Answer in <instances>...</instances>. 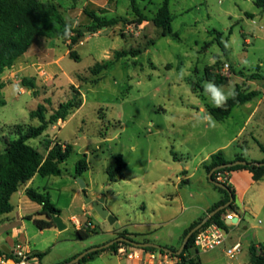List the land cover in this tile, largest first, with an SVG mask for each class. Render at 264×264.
<instances>
[{
  "label": "rangeland",
  "instance_id": "374dc122",
  "mask_svg": "<svg viewBox=\"0 0 264 264\" xmlns=\"http://www.w3.org/2000/svg\"><path fill=\"white\" fill-rule=\"evenodd\" d=\"M52 1L59 4L74 26L88 25L83 14L88 0ZM93 2L97 7L109 8L104 16L117 18L119 23L95 34L84 29L85 36L72 46L80 61L69 56V42L37 38L28 50L27 65L42 67L31 70L33 73L8 77L0 94V99L5 101L0 107L2 141L14 137L11 132L17 124L38 126L40 121L32 119L30 113L40 104L46 106L49 118L76 91L83 98L79 109L66 121L57 122L60 127L50 126L42 137L30 141L45 155L48 141L74 147L70 158L61 165V176L37 175L32 185L50 195L68 228L56 235L51 230L40 231L31 220H25L24 225L17 218L14 222L16 229L26 233L33 249L51 250L48 263L59 261L76 247L67 240L72 239L70 221L74 218H78L81 227L98 233L91 237L95 242L108 237L103 230L117 229L122 222L134 224L126 227L128 231L155 230V180L164 173L156 170L155 164L167 159L170 151L190 152L193 160L215 149L216 139L223 138L219 142L222 144L237 138L249 142L251 157L257 159L261 154L258 148L264 143V136L249 135L250 128L243 136L238 135L255 100L250 101L249 107L235 108L224 121L214 118L215 127L199 119L202 112L214 106L203 89L208 81L207 72L228 78L223 86L225 91L239 87L243 92H258V98L264 96V9L257 7L256 0H170L172 28L178 37L161 36L162 30L152 22L137 23L132 0ZM163 2L136 0V5L143 15L152 19ZM213 31L222 33L220 39L227 45L226 51ZM130 49L142 53L115 60L112 67L98 75L91 73L90 69L97 63L114 60L116 51ZM226 64L230 66L228 71L224 68ZM26 67L19 66L17 70ZM24 78L35 80V89L25 87ZM261 108L264 109V104ZM85 155L89 169L82 177H76V164ZM118 155L127 164L123 172L126 180L112 184L106 169ZM99 194L113 196V211L119 223L112 225L93 213L86 216L84 210L90 208L86 197L92 199ZM124 198L130 201L129 205L122 203ZM13 205L12 216H16V197ZM31 209L25 206V211L36 212ZM249 220L253 221L251 217ZM253 224L255 228L244 222L226 224L224 229L233 239L232 246L240 242L241 252L231 258L221 249L199 251L201 264H251V246L264 244V211ZM151 237H155V232Z\"/></svg>",
  "mask_w": 264,
  "mask_h": 264
},
{
  "label": "trees",
  "instance_id": "16d2710c",
  "mask_svg": "<svg viewBox=\"0 0 264 264\" xmlns=\"http://www.w3.org/2000/svg\"><path fill=\"white\" fill-rule=\"evenodd\" d=\"M93 1L88 0L83 8V14L86 16L88 22L87 26H73V35L70 39L63 38L65 23L69 22L65 15L60 10L59 4L52 0H0V76L7 70L12 68L21 56H23L30 47L34 44L37 38L47 39H63L69 42V56L80 61L79 54L72 48L78 43L80 37L85 36L84 29H88L89 33H97L104 28H111L119 23L117 18H107L104 16L109 8H101L95 6ZM111 0H108V2ZM257 7L264 9V0H256ZM132 8L138 16L137 23L152 22L154 26L162 30L161 36L174 35L172 23L174 16L170 10V0H164L155 16L148 19L143 15L136 5V0H132ZM217 34L215 38L221 45L223 51H226L225 44L221 41L222 33L213 31ZM142 53V50H121L116 51L114 60H108L103 63H97L90 69L93 75H98L106 69L113 66L114 61L125 56L136 57ZM206 79L213 81L219 86H224L228 78L223 74H210L206 73ZM35 80H28L24 78L22 83L25 87L35 89ZM6 83L0 79V94L5 88ZM202 93V92H201ZM235 97L229 98L224 108H216L209 106L207 111L217 121H224L232 114L233 110L241 105H244L256 97L259 93L256 91L243 92L239 87L235 89ZM5 104L4 100L0 99V107ZM83 105V98L81 93L77 92L75 95L66 102L59 105L58 109L47 118V109L44 104H40L38 108L30 113L32 119H38L40 124L38 126L21 125L13 126L11 133L14 136L6 140L5 148L0 150V217L9 214L13 211L14 206L11 202L12 196L18 193L25 187L36 175L42 177L61 176L63 171L61 165L65 163L74 151L73 145L69 143H61L60 141H48L46 144L47 154H43L37 147L30 144L31 140L42 137L50 126L55 125L58 121H66L67 118L73 114L77 109ZM264 151V147H262ZM236 160H245L247 165H238L231 168H223L212 171L222 165L228 164ZM257 162L262 161H249L243 155H237L234 159H228L223 150L211 155V157L204 162L203 167L207 174L212 173V179L216 182L218 177L238 170H248L253 175V180L258 181L264 176V166H257ZM127 164L122 155H118L115 161L106 169L110 183H117L123 179V172ZM89 169L87 156L85 155L76 164V177L82 175ZM222 183V182H220ZM228 187V191L217 187L224 195V199L218 203L210 212L218 207L228 203L231 197L234 201L230 206L224 210L219 211L212 217L202 228L207 227L211 223H216L225 228L226 225L221 217L229 211L238 213V208L235 205V190L229 183V180L223 182ZM27 197L42 207L41 211L35 215L28 216V219L33 221L34 225L40 230H46L56 227L54 217L61 215L58 209L52 202L48 193L40 192L39 190L29 187L25 191ZM203 219L195 222L186 232V235L195 228ZM96 231H89L86 228L77 230V236L80 239L89 238L95 234ZM198 231L195 232L189 239L185 249L179 255L170 253V256L177 258V264H201L199 258V250L195 249L194 241ZM119 236H127L126 233L119 234ZM120 245L131 246L126 242H117L110 246L108 249L116 250ZM146 250L155 251L153 247L145 248ZM105 250V249H104ZM102 250V251H104ZM50 249L44 252H35L33 255L42 259L49 253ZM177 252L178 250H172ZM100 251L90 253L80 260L78 264L85 263L89 258L93 257ZM162 254H168L160 250ZM251 264H264V244L251 247ZM10 258L11 253L7 254L4 250L0 249V258ZM75 257L67 260L69 262Z\"/></svg>",
  "mask_w": 264,
  "mask_h": 264
},
{
  "label": "crops",
  "instance_id": "0c3cea01",
  "mask_svg": "<svg viewBox=\"0 0 264 264\" xmlns=\"http://www.w3.org/2000/svg\"><path fill=\"white\" fill-rule=\"evenodd\" d=\"M28 54L29 51L21 56L17 64L12 68L7 69L0 76V79L4 82L5 79L10 76H16L20 73H29L31 70L34 72V69L38 71L39 67H42V65L40 64L38 68H34V64L28 66L27 63L30 61ZM23 65H26L27 67L22 70H17L19 66ZM253 100L256 101L253 105H251L252 102L244 104L245 107H249V105L251 106L248 108L247 117L239 129L238 135L243 136V134L250 128L251 130L249 135L251 137L254 135L263 137L264 109L261 107L264 104V96L262 98H258L257 100L256 98ZM57 125L60 124L56 123L53 125V127L61 126ZM8 139L10 138L8 137L3 141L0 140V150L5 148V142ZM222 139L223 138L216 139L214 141L216 143L215 149L209 153L201 155V157L197 159L194 158L191 160L190 156L192 153L190 152L178 154L172 150L170 151V155L167 157V159L161 162H156L155 169L159 170V172L163 171L164 173L158 180H155V230L142 232L128 231L126 227L133 226L134 224L122 222V225H120V227L117 229L103 230V232L108 233V237L103 241L95 242L91 240V237L97 235L98 233H95L86 239H80L77 236V230L85 227H81L78 218H74L70 221L72 223L73 229L72 239H67L68 241L75 243L76 247L74 250L69 252L65 257L57 262L48 263L46 261L51 253L50 250L49 253L42 259L36 257L38 259L37 264H64L67 260H70L75 256L77 257L91 248L104 246L112 240L121 237L118 235L120 232L126 233L127 236L124 237H127L137 243H154L170 250H179L185 239V232L195 222L199 221L200 219H204L210 213V211L225 197V195L216 188V185L210 181V174H207L203 167L204 162H206L212 154L218 152L219 150H223L228 159H234L237 155L246 156L245 158L247 159L248 157L249 161H262L264 159V151L261 148V146L264 147V143L260 144L261 146L258 148L259 152L261 153L260 156L257 157V159H254L251 157L248 141L240 142V140H237L236 138L229 139L226 143L220 144L219 142H222ZM254 142H257V140L254 139ZM231 149L233 150L230 152L229 150ZM35 177L18 193L12 196V204L13 199H15V197L17 199V215L12 216V213L15 209L14 208L11 213L0 217V249L5 246L9 250L7 254L13 251L16 244H22L32 253L44 252L49 249L48 248L43 251L33 249L27 239L26 233L20 232V230L16 229V226L14 225L16 218L19 221V224L24 225V221L29 220L28 216L35 215L42 209L40 205L31 201L25 193L27 188L32 187ZM124 180H126V178L123 175V179L119 182ZM229 183L235 190V205L238 208V213L234 211L231 212H234L239 218L236 224L244 222L246 225L251 226V228H255L256 225L253 223L255 222L256 218L264 211V176L260 180L254 181L253 175L250 171L238 170L229 174ZM101 197L102 195L99 194L96 197H93L92 200H99ZM104 197L105 207L113 216L116 217L117 220L115 223H119L120 220L113 211L115 208L113 205V196ZM122 203L124 205H129L130 201H128L127 198H124L122 199ZM25 206L34 209L36 212L30 213L25 211ZM91 207L92 206L90 204V208H85L84 212L86 216H91V213H93V210H91L93 208ZM119 208L124 209L125 207L120 206ZM223 217L224 215L221 217V219H223ZM249 217H251L253 221L249 220ZM64 222L66 224L65 220ZM67 228L68 225L66 229ZM46 230H51L53 233H56V235H59L60 231L57 227ZM154 232L155 237H151V234ZM232 244L233 239L230 240V237H228L226 243L217 249H221L223 252H226V249L230 248ZM108 248L109 247L98 250L100 251L99 253L95 254L82 264H177L178 262V259L171 257L170 253L166 252L168 254H162L160 250L156 248L155 251L146 250L145 248H137L133 245H120V247H118L116 250H110ZM121 248L125 249L126 254L134 252L135 256L133 258H129L125 254H120L119 249ZM5 264L13 263L7 262Z\"/></svg>",
  "mask_w": 264,
  "mask_h": 264
},
{
  "label": "water",
  "instance_id": "95a60500",
  "mask_svg": "<svg viewBox=\"0 0 264 264\" xmlns=\"http://www.w3.org/2000/svg\"><path fill=\"white\" fill-rule=\"evenodd\" d=\"M248 162L245 161V160H236V161H233V162H230L228 164H225V165H222V166H219L217 168H215L212 173L216 170H219V169H223V168H231V167H234V166H238V165H247ZM257 166H264V162H257L256 163ZM212 173L209 175V178H210V181L215 184L216 186L220 187V188H223L225 190L228 191V187L223 184V183H220V182H216L212 179ZM80 183H81V186L82 188H85V183L83 182V180L80 179ZM234 201V198L231 197L230 201L220 207H218L217 209L213 210L212 212H210L195 228H193L188 234L187 236L185 237L184 241H183V244L181 246V248L177 251V252H173L172 250L170 249H167V248H164L162 246H159L157 244H154V243H137L127 237H118L117 239L115 240H112L111 242H109L108 244L104 245V246H101V247H95V248H91L85 252H83L82 254H80L79 256H77L76 258H74L73 260L69 261V262H66L64 264H78L80 262V260L82 258H84L86 255L94 252V251H98L100 249H103V248H107V247H110L111 245H114L115 243L117 242H126L128 244H131L137 248H148V247H153V248H156V249H159V250H163L165 252H168V253H176L177 255L181 254L183 252V250L185 249L190 237L197 231H199L212 217H214L219 211L221 210H224L226 208H228L230 206V204ZM86 202L88 204H91V206L93 207L94 211H93V215L95 217H97L98 219L100 220H103V221H108L110 224H114L116 222V217L113 216L110 211L105 207V197L102 196L99 200H95L93 201L91 198H88L86 197ZM238 217L234 218L233 222L234 223H237L238 222ZM54 222L56 224V227L58 228V230L62 231L64 229H66L67 225L65 224L64 220L62 219V217L59 215V216H55L54 217ZM2 250H4L6 253L9 252V250L4 246L1 248Z\"/></svg>",
  "mask_w": 264,
  "mask_h": 264
},
{
  "label": "built area",
  "instance_id": "2783aa9c",
  "mask_svg": "<svg viewBox=\"0 0 264 264\" xmlns=\"http://www.w3.org/2000/svg\"><path fill=\"white\" fill-rule=\"evenodd\" d=\"M229 64L225 65V71L229 70ZM225 180H229V174L225 176L221 175L218 177L219 182H224ZM237 215L234 212L229 211L224 215L222 221L229 226H234L236 223L233 222L234 218ZM228 239L227 231L219 226L216 223H211L205 228H201L195 238L194 247L199 251H212L221 246H223ZM242 250L241 243H236L230 248L226 249V254L234 258L238 255ZM120 254H125L129 258H133L135 253H127L124 248L119 249ZM7 262H12L13 264H37L38 259L33 255V253L26 249L22 244H16L14 246L13 251L11 252L10 258H0V264H5Z\"/></svg>",
  "mask_w": 264,
  "mask_h": 264
},
{
  "label": "clouds",
  "instance_id": "9594fccd",
  "mask_svg": "<svg viewBox=\"0 0 264 264\" xmlns=\"http://www.w3.org/2000/svg\"><path fill=\"white\" fill-rule=\"evenodd\" d=\"M78 23V22H77ZM74 25L72 23H65L64 32H63V38L64 39H70L73 35L72 27ZM227 46V45H226ZM14 87H19L18 85ZM204 92L210 97L212 104L216 108H224L227 104V101L229 98H234L236 93L234 88H229L227 91H225V88L223 86H219L215 84L213 81H207L203 85ZM202 120V122L207 123L210 127H215V119L211 114L208 113H202L201 117L199 118Z\"/></svg>",
  "mask_w": 264,
  "mask_h": 264
}]
</instances>
